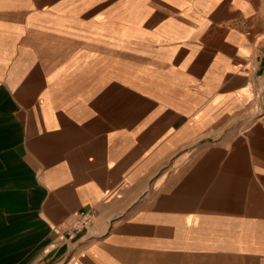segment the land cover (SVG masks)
Returning a JSON list of instances; mask_svg holds the SVG:
<instances>
[{
    "label": "crops",
    "instance_id": "0c3cea01",
    "mask_svg": "<svg viewBox=\"0 0 264 264\" xmlns=\"http://www.w3.org/2000/svg\"><path fill=\"white\" fill-rule=\"evenodd\" d=\"M263 55L264 0H0V264H264Z\"/></svg>",
    "mask_w": 264,
    "mask_h": 264
},
{
    "label": "built area",
    "instance_id": "2783aa9c",
    "mask_svg": "<svg viewBox=\"0 0 264 264\" xmlns=\"http://www.w3.org/2000/svg\"><path fill=\"white\" fill-rule=\"evenodd\" d=\"M264 59V55H263ZM264 120V115L259 117ZM96 212L94 209H81L75 213V221L63 232V236L69 240H77L84 234L94 223Z\"/></svg>",
    "mask_w": 264,
    "mask_h": 264
},
{
    "label": "rangeland",
    "instance_id": "374dc122",
    "mask_svg": "<svg viewBox=\"0 0 264 264\" xmlns=\"http://www.w3.org/2000/svg\"><path fill=\"white\" fill-rule=\"evenodd\" d=\"M62 237L64 238V236L62 235ZM69 240V239H68ZM74 241V240H73Z\"/></svg>",
    "mask_w": 264,
    "mask_h": 264
}]
</instances>
